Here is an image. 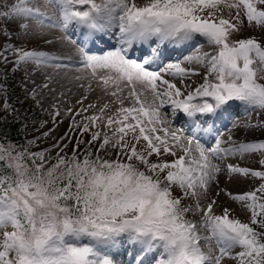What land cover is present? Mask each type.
<instances>
[{
    "label": "snow or ice",
    "instance_id": "obj_1",
    "mask_svg": "<svg viewBox=\"0 0 264 264\" xmlns=\"http://www.w3.org/2000/svg\"><path fill=\"white\" fill-rule=\"evenodd\" d=\"M43 3L45 10L36 0L0 5L7 21L0 65L64 67V57L13 43L14 33L28 35L33 26L34 35L56 30L76 46L75 70L88 73L89 88L96 83L112 99L87 106V95L78 100L69 130L50 149L32 151L36 139L17 144L0 128V264H122L115 258L122 240L139 249L130 253L132 264H264V140L222 139L216 126L235 119L233 101L246 115L264 112V40L240 36L247 26L264 28V0ZM73 24L79 42L68 35ZM114 28L116 46L92 53ZM201 40L209 51H201ZM186 46L192 51L171 59L168 49ZM193 77L202 83L193 87ZM4 93L0 125L10 117L26 129L32 118ZM179 114L184 123L175 126ZM59 115L52 114L53 124ZM245 127L264 128V120ZM235 156L254 159L262 170L227 164L229 176L261 181L234 195L219 187L225 169L217 162ZM222 195L239 202L249 220L234 216Z\"/></svg>",
    "mask_w": 264,
    "mask_h": 264
},
{
    "label": "rangeland",
    "instance_id": "obj_2",
    "mask_svg": "<svg viewBox=\"0 0 264 264\" xmlns=\"http://www.w3.org/2000/svg\"><path fill=\"white\" fill-rule=\"evenodd\" d=\"M6 0H0V5H3ZM12 2H16V0H12ZM99 3L100 0H97ZM138 3H143L144 0H137ZM36 3L44 9L43 0H36ZM48 11H54V9H46ZM235 10H233L234 12ZM226 18L229 15L227 9H225L222 13ZM7 21L4 18H0V43L4 41V34L6 32ZM247 23L246 21L244 22ZM8 27L15 28V25H8ZM34 26L29 30V34L25 35L23 32L14 33L13 34V43L17 46H23L26 50H43L50 53L55 54V52L64 50V48L69 49V45L67 41H61L60 37L63 35L59 31L56 30H44L42 33L33 34ZM241 37H252L258 40H264V28L256 27L255 25L247 26L242 29L240 33ZM45 38L51 41V43H45ZM201 44H204V47L201 48V51H209L210 48L207 46L202 40ZM61 57H64L63 64L64 67L60 69L48 67V68H37L35 65L28 63L26 65H21L19 68L14 69L12 64L7 65L9 69H13L20 77L23 82L24 88L33 95V90H35L34 98L42 111L47 112L49 115L55 113L56 110H59L60 115L56 117V124H51L49 127L41 128L40 132L37 133L38 137L37 141V149L36 150H44L50 149L53 144L56 143L57 140L60 139L61 136L64 135L66 131L69 130V124L72 120L75 112L81 108V104L77 103L82 97L87 95V99L83 101V105L87 106L89 103H98L103 104L104 102L110 101L112 98L109 96H105L101 87L97 86L96 83H92L91 88H89L90 76L85 72H78L76 74L75 67L79 66L78 61L79 57L76 58L75 62H65V56L60 51L59 54H55ZM11 59V57H10ZM195 67V66H193ZM197 71H203L197 67ZM70 73V74H68ZM78 76H88L87 79H76ZM168 78V77H166ZM58 79V80H56ZM195 83L193 87L197 86L199 83H202L201 77H193L192 78ZM78 81V83H76ZM191 82V81H190ZM260 83H264V80L259 81ZM81 83V86L78 87ZM47 85V87H45ZM22 86V87H23ZM82 87V89H81ZM2 100H0V107L2 106ZM231 105H235L240 110L236 109L234 111L233 108H229V111L234 114L235 119L233 121H229L230 124L226 126L225 130L221 129L219 133L221 134L222 139H227L229 135L233 136L235 140L244 141V142H253L258 140H264V128H247L245 125L251 121L253 124L257 122V119L264 120V112L259 113V110H249L250 114H245L244 107L240 102L233 101ZM111 107H115L112 105ZM71 108L72 113L66 115L67 110ZM92 110H89L88 114H91ZM165 112H169L170 110L166 107L163 109ZM77 120H80V116L75 117ZM177 118H184L182 114H179ZM185 119V118H184ZM176 120V119H175ZM177 119L175 121V126L178 123ZM52 121V120H51ZM53 123V121H52ZM238 125V127H234L233 124ZM55 128V131L48 138H42L44 132H47L49 129ZM215 135V134H214ZM87 138V137H86ZM67 143V141H65ZM75 141L69 144V152L73 147ZM224 147H228L229 145L225 144ZM35 150V151H36ZM53 156L56 154L55 151L51 153ZM168 159H171L170 157ZM221 163V166L224 167V171L217 174V181L219 183V187L222 189H227L228 192L232 194H240L244 191H248L254 189L261 183L259 180H254L252 178H237L235 175L229 176L226 170L227 164H232L237 167H246L249 170H262L258 164L254 162V159H250L247 156H235L229 157L224 162ZM179 191V190H177ZM215 185L212 186V193L215 194ZM220 201L223 205L229 207L232 210V214L239 218L243 222H247L249 220V216L246 214V210L242 209V205L239 202L231 201L230 198L226 195H222L220 197ZM186 203H195L189 198V200L185 201ZM201 203L206 204L207 200L203 197L201 198ZM217 214H220L219 210H217ZM191 219V215L188 217ZM206 234V233H204ZM207 250V249H205ZM216 251V249H213ZM123 264V263H122Z\"/></svg>",
    "mask_w": 264,
    "mask_h": 264
},
{
    "label": "trees",
    "instance_id": "obj_3",
    "mask_svg": "<svg viewBox=\"0 0 264 264\" xmlns=\"http://www.w3.org/2000/svg\"><path fill=\"white\" fill-rule=\"evenodd\" d=\"M4 89L7 90V98L15 109L22 115L32 118V120L28 121V125L33 124L34 128H36L40 126V121L51 120L48 114L41 112L32 102L28 94L19 86L12 72L4 68L3 65H0V93H2L5 98ZM0 115H3V113L0 112ZM32 121H35V123ZM0 128H3V130L9 134L11 140L17 144H24L27 141L25 138L26 129L21 130L20 123H13L10 117L7 124L0 125Z\"/></svg>",
    "mask_w": 264,
    "mask_h": 264
},
{
    "label": "bare ground",
    "instance_id": "obj_4",
    "mask_svg": "<svg viewBox=\"0 0 264 264\" xmlns=\"http://www.w3.org/2000/svg\"><path fill=\"white\" fill-rule=\"evenodd\" d=\"M189 47V46H188ZM75 50H76V48L75 47H69V49H67V48H64V50H60L61 52H62V54H64L65 56H68L67 58H71V60L72 59H76V58H78V56L75 54ZM60 51H57V52H55V54H59L60 55ZM182 50H175V52L174 53H177V52H181ZM78 72H76V74H77ZM68 74H70V73H68ZM56 80H58V79H56ZM76 83H78V81L76 82ZM81 86V83H80V85L78 86V87H80ZM81 89H82V87H81ZM238 141V140H237Z\"/></svg>",
    "mask_w": 264,
    "mask_h": 264
}]
</instances>
